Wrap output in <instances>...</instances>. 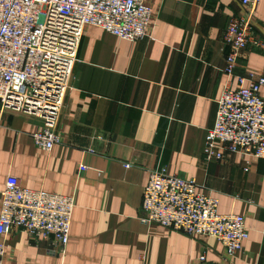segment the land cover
Returning a JSON list of instances; mask_svg holds the SVG:
<instances>
[{
    "label": "crops",
    "instance_id": "obj_1",
    "mask_svg": "<svg viewBox=\"0 0 264 264\" xmlns=\"http://www.w3.org/2000/svg\"><path fill=\"white\" fill-rule=\"evenodd\" d=\"M145 2L150 39L127 42L85 28L57 122L60 145L37 149L31 134L43 120L5 110L0 193L15 177L22 188L73 197L75 208L64 256L17 231L5 238L3 264H195L201 255L212 264H264V161L203 155L226 81V29L243 8L239 0ZM252 21L263 48L243 51L236 74L264 77V0ZM260 95L264 102V87ZM160 169L194 179L219 200L220 213L244 218L249 237L234 259L223 261L213 238L141 219L143 189Z\"/></svg>",
    "mask_w": 264,
    "mask_h": 264
},
{
    "label": "built area",
    "instance_id": "obj_2",
    "mask_svg": "<svg viewBox=\"0 0 264 264\" xmlns=\"http://www.w3.org/2000/svg\"><path fill=\"white\" fill-rule=\"evenodd\" d=\"M261 1L239 0L243 13L232 17L226 29V81L203 146L209 162L228 155L264 161V77L236 74L243 51L263 48L252 21ZM151 15L145 0H0V127L5 110L33 115L44 122L31 134L34 146L49 153L60 145L57 122L85 28L138 42L150 39ZM85 170L82 166L80 173ZM74 208L73 197L22 188L17 178H8L0 193V264L6 236L17 231L64 256ZM218 208L219 200L199 192L194 179L160 169L150 173L143 189L141 219L190 238H213L223 247V261H230L249 234L241 215ZM195 264L212 263L201 255Z\"/></svg>",
    "mask_w": 264,
    "mask_h": 264
}]
</instances>
